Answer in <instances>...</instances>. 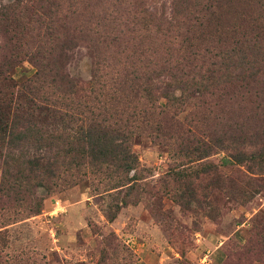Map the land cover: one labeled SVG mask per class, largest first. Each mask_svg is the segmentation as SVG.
<instances>
[{
	"label": "rangeland",
	"instance_id": "obj_1",
	"mask_svg": "<svg viewBox=\"0 0 264 264\" xmlns=\"http://www.w3.org/2000/svg\"><path fill=\"white\" fill-rule=\"evenodd\" d=\"M57 62L92 82L65 88ZM166 85L180 99L160 106ZM1 93L55 112L33 108L35 140L0 168V264H264V181L229 157L264 140V0H0ZM91 125L132 169L87 157Z\"/></svg>",
	"mask_w": 264,
	"mask_h": 264
},
{
	"label": "trees",
	"instance_id": "obj_2",
	"mask_svg": "<svg viewBox=\"0 0 264 264\" xmlns=\"http://www.w3.org/2000/svg\"><path fill=\"white\" fill-rule=\"evenodd\" d=\"M249 6L250 3L248 2ZM239 43V41H237ZM242 61L244 62L246 56H242ZM246 63V61H245ZM57 72L55 75V79L58 80L59 84L64 86L67 89H83L85 86L90 85L92 79L89 81H82L79 78L70 77L69 74L65 71V67H63L62 63L57 62L56 65ZM169 69V68H168ZM252 69V67H251ZM167 71H170L167 70ZM261 71L260 68H256L255 70H250L246 75L244 70L240 71L241 78H249V79H256V75L259 74ZM214 75H210L212 77ZM42 73L35 72L32 77H30L27 81L29 84L25 86L27 93L35 94L36 90L41 92L42 87ZM210 79V78H208ZM182 80V79H181ZM212 80V79H211ZM183 81V80H182ZM214 81V80H213ZM210 81V84L215 82ZM39 85H37V84ZM184 82L181 84V90L186 89V84ZM24 87V84H23ZM170 86H165V92L161 95L166 102L163 104L160 103V106H166L168 103L174 104L178 103V97L173 95V92H170ZM19 99L12 101L11 99L6 97V94H0V168L3 170V174H6V167L8 169H15L17 170L18 167L14 164L13 152L14 151H21L22 146L30 141V138L35 140L33 132L34 129L32 128L35 125V119L33 116V112L35 111L33 108H37L38 112L43 113L46 109V113L49 114L50 111L55 112V108L52 110L48 105H35V101L32 100L27 102V96L24 93H19ZM23 96H26L23 98ZM27 105V106H26ZM32 110V111H30ZM50 110V111H49ZM257 137V136H255ZM79 142L86 143L88 147L86 155L87 157L94 163L100 162L104 163L106 160H116L118 161V155L120 156V161L124 160L126 165L122 166L123 168H127V170L132 169L134 164L136 163L135 155L125 146L122 144L123 138L120 137V134L113 131H98L96 127L90 126L87 130L82 131L79 133V137L77 138ZM64 140V139H63ZM246 141H241L243 145L242 150H236V152L230 153L229 157L236 162L244 163L247 171H250L254 174H257V177H249L248 180L245 182L246 185H257L261 186L262 181L264 178L258 177L264 172V140H262V146L260 148V152L252 151L249 149L251 143L256 144V140H250L248 145H245ZM61 144L63 146H61ZM68 141L65 143L64 141H60L59 146L62 150L65 149L69 154L71 151L67 149ZM254 146V145H253ZM64 150V152H65ZM206 149H203L202 152L206 153ZM123 154V155H122ZM42 159V158H41ZM58 157H54L53 159L43 158V160L35 159L34 157L28 158L25 162L29 165L28 170L34 168L45 169V171L50 174L54 175L56 168H58ZM236 184L229 183V193L234 196L236 195L237 189L235 187Z\"/></svg>",
	"mask_w": 264,
	"mask_h": 264
}]
</instances>
